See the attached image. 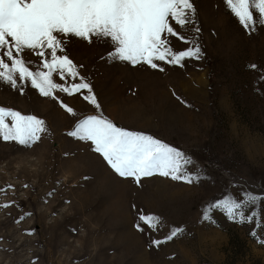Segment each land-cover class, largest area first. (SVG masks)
<instances>
[{
  "label": "rangeland",
  "instance_id": "1",
  "mask_svg": "<svg viewBox=\"0 0 264 264\" xmlns=\"http://www.w3.org/2000/svg\"><path fill=\"white\" fill-rule=\"evenodd\" d=\"M191 2L195 23L179 31L194 43L171 38L177 50L201 49L184 67L133 66L110 60L108 43L65 41L100 109L83 99L87 90L57 93L74 116L30 84L21 94L0 82V106L36 115L48 128L31 147L0 139V264H264L260 215L241 224L216 209L203 219L226 196L264 197V26L246 31L224 0ZM101 114L183 151L199 182L157 175L137 185L118 176L90 142L68 135L79 120ZM141 211L161 218L158 230H137ZM176 227L182 235L152 244Z\"/></svg>",
  "mask_w": 264,
  "mask_h": 264
},
{
  "label": "snow or ice",
  "instance_id": "2",
  "mask_svg": "<svg viewBox=\"0 0 264 264\" xmlns=\"http://www.w3.org/2000/svg\"><path fill=\"white\" fill-rule=\"evenodd\" d=\"M224 2L246 31L264 26V0ZM195 12L191 0H0V82L21 94L22 85L30 84L41 96L57 100L74 116L75 110L59 100L57 93L71 96L87 90L83 99L100 109L91 84L78 71L82 65L75 64L66 53L65 41L79 38L90 44L108 43L112 48L108 54L110 60L133 66L147 65L163 72L164 68L157 62L184 67L186 59L201 58L198 46L177 50L171 39L176 38L185 45L194 43L179 29L192 30L189 26L195 23ZM33 57L39 60L34 61ZM34 63H39L36 70L32 67ZM54 74L61 81L71 77L73 81L79 78V82L66 86L56 82ZM47 131L46 122L38 116L0 106V139L31 147ZM68 135L90 142L93 151L118 176L131 178L137 185L143 178L157 175L188 184L200 180L198 174L189 170L194 161L183 151L150 134L119 127L102 114L79 120ZM258 203L264 205V197L248 193L247 200L241 201L226 196L210 203L203 219L211 221V213L219 209L230 220L241 224L253 223L260 215L264 226V207L260 213L254 211L251 215L245 211ZM161 223L160 217L141 211L135 227L140 232L145 228L156 231ZM184 231L181 227L173 228L164 240H153L152 244L159 247Z\"/></svg>",
  "mask_w": 264,
  "mask_h": 264
}]
</instances>
